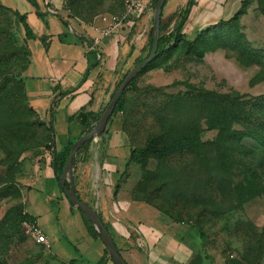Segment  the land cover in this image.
Here are the masks:
<instances>
[{
    "label": "rangeland",
    "instance_id": "1",
    "mask_svg": "<svg viewBox=\"0 0 264 264\" xmlns=\"http://www.w3.org/2000/svg\"><path fill=\"white\" fill-rule=\"evenodd\" d=\"M64 6L68 18L92 23L99 15L121 14L124 2L64 0ZM237 21L247 46L263 51L264 0H251ZM0 33V187L7 183L8 188L0 195V221L5 218L12 226V236L0 246V260L68 264L36 242L28 224L19 221L26 196L22 179L31 170L24 161L30 152L22 153V148H42L48 135L22 97L18 75L25 65L26 48L23 30L12 12L0 11ZM239 51L235 45H226L200 58L180 46L166 58L153 59L135 87L126 92L122 110L114 115L113 121L124 129L131 147L145 146L154 135L171 139L199 134L204 141L212 140L218 132L217 106L201 89L251 97L264 92V64L241 63ZM131 66L128 63L123 71ZM224 149L226 154L208 143L195 153L177 152L165 159L131 163L124 171L123 191L131 201L148 205L168 223H176L179 233L187 231L208 264H264L262 147L246 138ZM77 220L74 227L64 219L54 222L49 233L51 250L64 260L93 264L102 242L88 233L80 215ZM134 247L147 257V252Z\"/></svg>",
    "mask_w": 264,
    "mask_h": 264
},
{
    "label": "crops",
    "instance_id": "2",
    "mask_svg": "<svg viewBox=\"0 0 264 264\" xmlns=\"http://www.w3.org/2000/svg\"><path fill=\"white\" fill-rule=\"evenodd\" d=\"M36 1L42 16L36 14L28 0H0V5L25 15L35 35L26 38L21 22L14 15L23 30L28 52L26 67L20 73L26 103L45 123L50 121L53 109L51 126L57 150L76 140L83 130L76 118L79 110L86 107L94 113L101 111L124 74L123 68L144 55L147 35L153 27L154 6L153 0H144L143 12L133 25L125 23L104 36L103 21L85 23L68 18L64 0H48L53 11L46 8L44 0ZM186 2L167 0L165 3L161 18L169 29L178 22L176 14ZM241 2L195 0L181 33L191 39L219 21L228 20ZM165 16H168L166 20ZM67 91L72 92L61 94ZM113 120L114 117L104 136L93 137L78 154L73 171L77 194L101 213L128 264H188L190 260L196 264L197 258L192 255L197 247L188 232L179 233L175 230L176 223H168L148 205L131 201L123 191L122 180L132 147L126 132ZM26 156L24 161L30 163L31 170L22 179L26 186L24 211L36 218L51 254L68 262L51 250L49 233L54 222L61 219L74 227L80 214L62 193L52 167V151L42 147L38 154L30 152ZM134 244L147 252V257L138 254ZM70 260L74 264L82 263ZM93 264H113L103 243L97 248ZM201 264H208V260L204 258Z\"/></svg>",
    "mask_w": 264,
    "mask_h": 264
},
{
    "label": "trees",
    "instance_id": "3",
    "mask_svg": "<svg viewBox=\"0 0 264 264\" xmlns=\"http://www.w3.org/2000/svg\"><path fill=\"white\" fill-rule=\"evenodd\" d=\"M156 1L157 0H153V6H155ZM250 1L251 0H242L239 9L228 20L219 21L218 23L208 27L207 29L203 31H200L193 38L189 39V38H186L183 33H181V29L192 9V6L195 4V0H187L185 6L181 8L179 12L176 14V16L178 17V22L172 28L169 29L167 23L166 24L162 23V18H161L159 38L157 42V52L154 57V60L160 57H163V56L164 58L168 57L172 50L180 46L185 48L186 53L196 52L198 56L201 58L208 51H214L226 45H235L240 50L239 52H241L240 57H239V60L241 63L245 65H251L253 63H257L260 65L264 64V50L256 51V50L250 49L247 46L246 41L244 40L243 34L238 33V28H237L238 27V21H237L238 16L244 12L246 5ZM28 2L36 9V14L42 16V13H40L38 10L37 1L28 0ZM166 2L167 0L165 1V3ZM67 8L68 9L66 8L65 9L67 11H70L68 5H67ZM0 11L12 12L13 15H15L18 18V20L21 22L24 28L26 38L28 39L35 38L32 28L26 21L25 15H21L17 11H11L10 9L2 5H0ZM152 41H153V27L150 28L148 35H147L146 44H145V47L143 48V51L145 52L144 55L142 57L136 58L132 66L127 71L124 72L120 80L115 85V88L113 92L111 93L109 100L114 94V92L116 91V89L118 88L121 80L125 77V75L133 67L139 64L143 59H145L149 55L151 51V47H152ZM27 56H28V52L26 50L25 65L20 70V73L26 67ZM150 65L151 63L147 64L146 67L143 68L140 71V73L136 76V78H134L130 82V84L126 87L125 91L119 98L111 117L108 120L105 131L99 135L100 137L104 136V134L107 132L108 126L110 125L114 115L122 110L126 92L135 87L138 76ZM20 73L18 76L20 80L22 97L26 102V97L24 93L22 79L20 78ZM186 87H190V85L187 84ZM70 92L72 91H67L61 94L65 95ZM201 92L205 98L210 97L211 99H213L215 102V105L217 106V112L215 113L214 119L216 122L215 128L218 129V132L216 133V135L214 136L212 140L204 141L199 134L186 135V136L175 137L171 139H165L161 135H154L153 137L149 139V141L146 143L145 146L141 148H134V147L131 148L130 157L126 163V166H129V164L131 163L144 164L151 157L156 158V159H165L177 152L195 153L196 151H198L199 148H204L208 143L215 146L217 150H219L222 154H226V151L224 149L225 145H228V143L238 144L240 141L246 138L252 139L256 141L258 144H260L262 147L261 154L264 155V92L260 95L253 96V97L247 96V95L231 96L229 94L217 93L215 91H210L206 89H201ZM105 106L106 105H104V107L98 113H94L88 110L86 107H82L79 110V112L76 115V118H78L80 123L83 125V130L81 131L80 135H82L84 132L92 128L93 123L102 114ZM29 109L32 110L30 107ZM53 114L54 112L52 109V115L50 116V121L48 123H45L43 120H41V123L44 125L47 131V135H48V143L43 148H46L47 150H50V151H52V147H53L52 133L55 134L54 129L51 126V122L53 121V118H54ZM234 124H238L241 127L234 128L233 127ZM122 130L124 129L122 128ZM91 140L92 139L84 143L79 149L78 153L76 154L73 160V171L75 169V165H76L79 152L83 148H85ZM74 141L75 140L68 141V143L65 146L56 150V156H55L56 168L54 170V173L56 176L61 174L62 169L66 163L69 150L72 144L74 143ZM40 150H41L40 147H34L32 145H27L26 147L22 148V153L27 151L35 155V154H38ZM52 156H53V152H52ZM6 184L7 183H5L4 185L0 187V195L8 189ZM65 185L66 187H69L70 182L66 180ZM63 195L65 196L64 193ZM76 195L80 200H82L77 194V192H76ZM70 206L72 208L75 207L71 203H70ZM94 209L97 211L99 218L104 223L101 213L96 208ZM76 210L80 214L88 233L93 238L100 239L99 234L95 230L92 223L87 219V217L78 208H76ZM18 216H19L20 223L36 224V218L31 216L25 211H21L18 214ZM11 230H12L11 223L10 224L7 223V219L4 218L3 220L0 221V246L3 243L2 241L5 238L9 239L12 236ZM118 249L121 254V249L119 247ZM192 258H197L198 262L196 264H201V262L203 261L204 258H206V256L203 254V252L200 249L196 248V250H194ZM0 264H8V263L0 260ZM68 264H74V261L69 260ZM188 264H193V263L190 260Z\"/></svg>",
    "mask_w": 264,
    "mask_h": 264
},
{
    "label": "water",
    "instance_id": "4",
    "mask_svg": "<svg viewBox=\"0 0 264 264\" xmlns=\"http://www.w3.org/2000/svg\"><path fill=\"white\" fill-rule=\"evenodd\" d=\"M166 0H157L154 6V17H153V41H152V47L149 55L143 59L139 64H137L135 67H133L121 80L118 88L106 104L102 114L99 116V118L93 123V126L90 130L84 132L82 135H80L72 144L69 154L66 160V163L62 169V172L60 175H57L58 183L67 197L68 201L78 208L86 217L87 219L92 223L95 230L99 234L100 240L104 244L113 264H128L125 259L122 257V255L119 252V249L114 242L113 237L111 236L109 230L105 226V224L102 222V220L99 218L97 211L87 204L86 202L80 200L75 192V185H74V177H73V160L78 153L81 146L92 139L95 136H99L102 134L107 126L108 120L111 117L115 106L125 91L126 87L130 84V82L136 78V76L140 73V71L148 64L150 63L157 52V42L159 38V31H160V22H161V14H162V8ZM53 138V161H52V167L55 170L56 168V144H55V138L54 134L52 133ZM68 180L70 182L69 187H66L65 181Z\"/></svg>",
    "mask_w": 264,
    "mask_h": 264
},
{
    "label": "built area",
    "instance_id": "5",
    "mask_svg": "<svg viewBox=\"0 0 264 264\" xmlns=\"http://www.w3.org/2000/svg\"><path fill=\"white\" fill-rule=\"evenodd\" d=\"M45 1V6L48 10L53 11L49 6L48 0ZM144 0H124V10L119 15H99L95 21H103L106 25L101 29L102 35H108L125 23L134 24L136 18H139L143 12ZM151 1V0H149ZM30 236L38 243L43 244L49 250V242L44 235L42 229L37 224H28Z\"/></svg>",
    "mask_w": 264,
    "mask_h": 264
}]
</instances>
